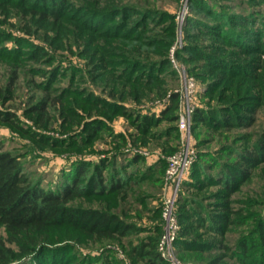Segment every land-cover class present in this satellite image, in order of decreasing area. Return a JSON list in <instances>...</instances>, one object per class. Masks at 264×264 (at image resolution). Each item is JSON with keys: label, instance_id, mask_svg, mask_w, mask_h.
<instances>
[{"label": "trees", "instance_id": "1", "mask_svg": "<svg viewBox=\"0 0 264 264\" xmlns=\"http://www.w3.org/2000/svg\"><path fill=\"white\" fill-rule=\"evenodd\" d=\"M116 1L101 8L99 0H0V62L13 63L0 77V104L13 99L18 90L23 61L32 63L26 64L27 73L44 78L32 80L41 93L28 94L23 112L35 128H22L16 111L4 107H0V120L36 143L58 144L82 154L69 168L61 187L51 190L25 170L22 154L6 150L0 140V225L5 233L0 237V264H22L26 257L51 246L59 250L49 259H36V264H90L75 252L66 256L67 249H60L70 247L71 242L85 246L121 242L133 261L166 264L157 250L162 200L150 192L162 189L167 160L159 158L138 169L145 162L140 154L119 162L116 158L125 151L121 146L127 144L135 148L155 144L170 154L178 149L168 143L178 136V125L174 124L178 95L172 86L177 73L169 59L175 30L168 21L165 37L149 34L161 29L146 24L149 17L158 19L156 9L139 2ZM255 5L246 14L212 0H188L183 46L175 55L181 60L197 58L203 66L217 70L220 75L207 83L206 95L217 101L229 98L228 108L196 107L191 128L200 123L213 131L227 132L255 125V114L264 107V66H260L264 59V11ZM15 31L18 34L14 35ZM203 35L219 39V47L214 48L228 54L208 51L213 48L193 40ZM32 37L53 51L59 48L84 57L85 68H61L57 54L36 44ZM43 64L52 66L45 70L40 66ZM77 72L88 74L97 92L88 88L85 79V85L77 87ZM64 77L67 82L61 86ZM167 94V104L158 114H150L148 104ZM117 115L132 129L127 135L111 126ZM56 117L61 133L67 136L40 135L39 128H46ZM162 121L164 128L155 130ZM107 138L113 150L86 157L98 139ZM240 140L246 145L241 152L229 148L228 143L219 152L231 162L209 158L220 164L215 175L200 163L209 153L196 152L188 176L181 182L175 203L179 223L175 247L192 257L189 264H201L204 259L210 264H225V257L230 261L226 264H264V183L263 192L255 191L258 198L242 200L239 196L242 185L251 182L257 170L264 173V126L254 135L240 136ZM200 178L205 184L194 182ZM208 185L219 187L216 201L208 202L213 203L208 204L210 208H203V213L190 205L187 208L184 200L190 196L184 194V186L201 191ZM151 197L161 201L152 212L156 220L152 227L139 225L132 213L147 212ZM255 205L260 210L252 211ZM197 206L201 208L202 203L197 202ZM199 227L211 238L197 234ZM142 232L150 234L140 238ZM102 260L116 264L107 256Z\"/></svg>", "mask_w": 264, "mask_h": 264}, {"label": "rangeland", "instance_id": "2", "mask_svg": "<svg viewBox=\"0 0 264 264\" xmlns=\"http://www.w3.org/2000/svg\"><path fill=\"white\" fill-rule=\"evenodd\" d=\"M212 1H215V3L218 5H223L224 8H228L229 6L233 8L234 12L248 14L249 12H251L250 8L254 7L253 4H256L255 6H257L259 10L264 11V0L262 1L253 0V3H252V0H212ZM114 2L116 3L118 1L99 0V6L103 8L105 5L107 4L109 5V3L113 4ZM136 2H139L140 4H144V6H148L150 8L156 9V12H158L156 16L160 14L158 19L149 17V19L147 20L146 24L148 27L149 25H155L156 27L161 28V29L156 28L154 30H151L149 34H155L160 37H165L166 31L168 32L167 28H169L167 27L168 26L167 24H168V21H170V24L171 25L173 24V30H175V35L173 37L174 39H173V42L170 48L175 43H177L179 39L182 40L181 47L183 46V39H184L185 34L183 30V25H179L177 15H179L180 12L182 11L184 0H128V1H125V3L127 4H137ZM164 14H170L172 16H174L175 14L176 16H175V19H173V17H170V15L166 16ZM156 20L157 21L159 20V23H156ZM174 20L176 22L175 27H174ZM13 34L14 35L18 34V31H15V33ZM33 38L36 41L33 40ZM31 39L36 44L45 45L47 51L51 53L54 52V54H57V58L61 60L62 62L61 68H64L66 66H69V67L78 66L81 69L85 68L86 59L84 57L77 56L74 53H70L67 50H63L59 48H57L56 51H53V48L52 49L48 48L47 45L44 44L41 40H38L37 37H32ZM193 40L197 43L204 45V47L208 46V48H213L212 50L207 49L208 51L216 52L218 54L222 53L224 55L228 54L227 51L225 52L223 50L215 49V48H218L220 44L219 39H215V37L203 35V37H198L197 39H193ZM7 44L11 45V42H7ZM73 50L75 51L74 46H73ZM238 59L240 58L238 57ZM176 60L179 64L183 65L186 68L187 74L193 76L194 81L197 84L198 89H197L196 98H195V102L197 105L196 107L207 108V106H217V108H221L222 106H227L228 108L229 98L221 99L217 101L216 97L206 95L207 83L213 80L216 76L220 75L217 70L213 71V70L208 69V67L203 66L204 63L197 58H191L190 60H187V59L181 60L176 57ZM27 63L32 64L31 62L29 63L28 61ZM27 63L26 61L22 62V66L24 69L21 71V76L18 78V81H17L18 90L14 93L13 99H10L4 105L0 104V107L2 108L4 107V108H8L9 110H15L17 113L16 120H18L17 121L18 124H20V126L25 129L33 126L32 125L33 122L30 121L27 117H25V115H23L24 108L26 107V100L30 98L28 94L32 92H35L36 94L41 93L37 88H35V85L32 83V80L42 81L44 79V78H41L40 76L38 77L37 75L27 73V70H28L27 65H26ZM12 64L13 63L11 61H7L5 59H3L0 62V75H1L0 77L6 74L8 66ZM40 66L43 69L47 70L52 65L43 64ZM260 66H264L263 58H261ZM187 69L191 72V74L188 72ZM47 74H48V71H47ZM82 79H85V81H87L88 88H92L94 92H97V88L90 81H88L89 75L86 73L84 74L82 72H77L76 78L74 80V84H76L77 87L84 86L85 84L83 83L84 81L82 82ZM66 82H67V78L64 77L63 79H61V83L59 84L61 86H65ZM172 86H173V91L176 92L178 95V113H179L180 95H179V92L175 91L180 88V76L178 73H177V78L172 81ZM221 86L218 87V89H220ZM168 95L169 94H167L165 98L164 97L156 98L155 99L156 101L150 102L148 104L150 109L149 110L147 109V111H149L150 114L151 113L158 114L161 108H163L167 104ZM234 112H239V111L234 109ZM225 115H227V113H225ZM246 116H250V115L247 114ZM57 117L54 120H52V122H50L46 128L42 127L40 129L38 127L39 134L42 136L59 137V138H63L67 136L66 133L64 132L61 133L60 119H58ZM255 118H257L255 125H252L251 127L249 126L245 128H239V129L231 128L230 131H227V132L213 131L212 129L200 123H197L193 128L190 129V134L192 137V141L194 143L195 151L209 153V157L207 155H204L203 157H201L202 159L200 163L206 166L204 170L209 171L213 175H215V170L217 169V167L220 168V164H218L219 162H227V161L231 162L232 161L231 159H228L226 155H224L223 153H222L223 155L222 154L219 155V152L224 144L228 143L230 146L229 148H233L238 152H241V150L246 147L245 143L240 140V136H243L244 134L254 135L259 131V129H261L264 126V107L263 106L255 114ZM176 123L177 121L174 122V124ZM110 124L113 127L115 132L122 131L126 135L132 130L131 128H129L127 120L123 116H120V115H117L114 118H112V120L110 121ZM160 124L159 126L155 127V130L160 131L161 129L164 128L163 126L166 125V123L163 121ZM32 128H35V127H32ZM177 131H178V136H174V139L171 137L168 143L169 145L175 144L179 148L181 141H182L181 139L182 134L179 131V129ZM0 140L3 142V146L6 150L11 151L13 153L22 154L21 160L24 163L25 170L27 172H30L34 178L39 180L41 183V186H43L46 189H51V190L59 189L61 187L64 179L66 178L68 174L67 172L69 168L71 167L72 164H74L78 155H82V154H77L73 149H69V148L67 149V148H64L63 146H58V144L51 146L50 144H47V143L46 144L36 143L30 137H27V135L22 134L18 129L14 128L11 124L3 120H0ZM112 146L113 145H111L110 141H108V138L106 140L98 139L94 143L93 150L85 153L87 155L86 157L87 158L97 157V154H100L99 152H102L105 150H108V151L113 150L114 148ZM127 149H129V151H127ZM121 150H125V151L121 153L122 155L117 156L116 158L117 162L121 160H129L136 153L140 154L144 158L145 162H143L141 166L136 167L138 169L143 168L146 163L153 164L159 158H164L167 160V157L171 155L169 151L164 153L161 147L155 146V144H151V145L140 147V148H135L132 145L127 144V145L121 146ZM174 152L175 150L172 151V153ZM100 155L103 156V153H101ZM211 156H213L215 160H218L219 162L212 161V160L210 161L209 158ZM263 176H264L263 171H261V169L257 170L251 182L242 185L241 191H240L241 194L239 195L241 196L240 198H242V200H244L245 198H250V197L258 198L255 195V191L263 192L261 189L263 188L262 184L264 183ZM194 182L198 184H205L203 183L204 181L201 178L194 180ZM218 188L219 187L208 185L205 188H203L201 191H196L193 188H187V186H184V190H183L184 194H187L188 196H190L188 200L186 201L184 200V203H186L187 208L191 206L197 209L198 211H201L203 208L205 209L210 208L208 207V204H213V203H208V202L216 201V199H214V196H216V193L218 192ZM150 193L152 194V196L160 195L161 200H162L164 190L162 187L160 191H154L153 189L151 190ZM197 202L202 203L201 208L197 206ZM160 203L161 201H157L155 199H152L151 197L147 201V207H146V209L148 210L147 212H140L136 215L132 213L134 216V221H136L139 225L152 227L154 220H156V218L155 219L153 218L152 212L156 208V206H158V204ZM251 210L257 211V210H260V208L257 205H255L254 207L251 208ZM201 213L203 212L201 211ZM160 217H161V228L163 232V223H162L163 218L162 216ZM177 221H178V218H177ZM195 232L199 234L201 237L208 238V239L211 238V235H209L205 230H203V228L199 227L198 229H196ZM148 233L149 232H142L138 236L140 238L146 237L148 236ZM0 237H5L4 228L1 225H0ZM71 244L75 245V248L71 245L70 247L61 246L60 249L61 248H63V250L67 249L66 256L75 252L78 258H84V259L86 258L87 262H89L90 264H106L104 263V260H102L103 256H107L108 260H113L114 263L116 264H146L142 260L133 261L132 258L126 254V249L121 244V242H107L103 244L92 243L89 246L74 244L72 242ZM157 246H158V242H157ZM58 250H59L58 248H53V246L46 248L43 251L40 250L39 253H35L36 255L33 254V255L26 257L25 260H23L22 264H36V261L38 259H41V258L42 260L43 258L49 259ZM108 250H111V251H108ZM217 252L218 251H216V253ZM176 256L183 264H189L188 260H192V257H190L189 259L187 255H182L181 253H179L177 249H176ZM206 260L207 259H204V262H202L203 260H200L201 264H206L207 263ZM222 262L226 264V262L229 263L230 261L228 260L227 257H225L223 258ZM166 264H169V262H166ZM207 264H210V263H207Z\"/></svg>", "mask_w": 264, "mask_h": 264}, {"label": "built area", "instance_id": "3", "mask_svg": "<svg viewBox=\"0 0 264 264\" xmlns=\"http://www.w3.org/2000/svg\"><path fill=\"white\" fill-rule=\"evenodd\" d=\"M187 2L188 0H184L182 11L177 15L179 25H183L184 23ZM181 45L182 40L179 39L170 48L169 59L171 65L180 76V88L175 91L179 92L180 95V111L178 113L177 125L182 134V141L179 148L167 157L161 208L163 232L157 246L161 258L169 262V264H183L176 256L175 240L179 230V223L175 214V203L181 182L187 176L189 168L196 158V151L190 129L192 125V114L197 106L195 98L198 88L193 76L187 74L186 68L176 60L175 51Z\"/></svg>", "mask_w": 264, "mask_h": 264}]
</instances>
